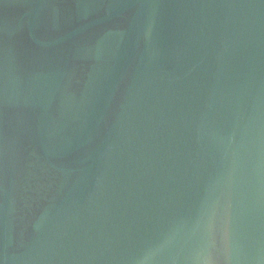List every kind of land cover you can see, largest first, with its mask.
<instances>
[{
  "label": "water",
  "instance_id": "obj_1",
  "mask_svg": "<svg viewBox=\"0 0 264 264\" xmlns=\"http://www.w3.org/2000/svg\"><path fill=\"white\" fill-rule=\"evenodd\" d=\"M0 264H264V0H0Z\"/></svg>",
  "mask_w": 264,
  "mask_h": 264
}]
</instances>
